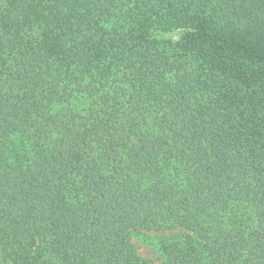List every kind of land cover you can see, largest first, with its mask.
Returning <instances> with one entry per match:
<instances>
[{
  "label": "trees",
  "instance_id": "16d2710c",
  "mask_svg": "<svg viewBox=\"0 0 264 264\" xmlns=\"http://www.w3.org/2000/svg\"><path fill=\"white\" fill-rule=\"evenodd\" d=\"M264 264V0H0L4 264Z\"/></svg>",
  "mask_w": 264,
  "mask_h": 264
},
{
  "label": "rangeland",
  "instance_id": "374dc122",
  "mask_svg": "<svg viewBox=\"0 0 264 264\" xmlns=\"http://www.w3.org/2000/svg\"><path fill=\"white\" fill-rule=\"evenodd\" d=\"M181 231H140L131 235L130 240L141 259L147 264H161L160 244L164 239L172 238ZM5 259L0 247V264H4Z\"/></svg>",
  "mask_w": 264,
  "mask_h": 264
}]
</instances>
